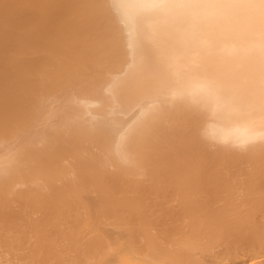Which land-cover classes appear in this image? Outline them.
I'll return each instance as SVG.
<instances>
[{
  "label": "bare ground",
  "instance_id": "bare-ground-1",
  "mask_svg": "<svg viewBox=\"0 0 264 264\" xmlns=\"http://www.w3.org/2000/svg\"><path fill=\"white\" fill-rule=\"evenodd\" d=\"M0 264H264V0H0Z\"/></svg>",
  "mask_w": 264,
  "mask_h": 264
},
{
  "label": "rangeland",
  "instance_id": "rangeland-1",
  "mask_svg": "<svg viewBox=\"0 0 264 264\" xmlns=\"http://www.w3.org/2000/svg\"><path fill=\"white\" fill-rule=\"evenodd\" d=\"M81 200H82L84 203H88V202H87L88 197H86V196H82Z\"/></svg>",
  "mask_w": 264,
  "mask_h": 264
}]
</instances>
